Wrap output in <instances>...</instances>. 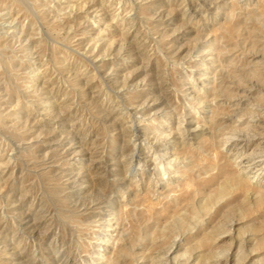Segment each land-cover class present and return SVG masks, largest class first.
Here are the masks:
<instances>
[{
  "label": "rangeland",
  "instance_id": "1",
  "mask_svg": "<svg viewBox=\"0 0 264 264\" xmlns=\"http://www.w3.org/2000/svg\"><path fill=\"white\" fill-rule=\"evenodd\" d=\"M0 264H264V0H0Z\"/></svg>",
  "mask_w": 264,
  "mask_h": 264
},
{
  "label": "bare ground",
  "instance_id": "2",
  "mask_svg": "<svg viewBox=\"0 0 264 264\" xmlns=\"http://www.w3.org/2000/svg\"><path fill=\"white\" fill-rule=\"evenodd\" d=\"M111 219V218H110ZM107 242V241H106Z\"/></svg>",
  "mask_w": 264,
  "mask_h": 264
}]
</instances>
